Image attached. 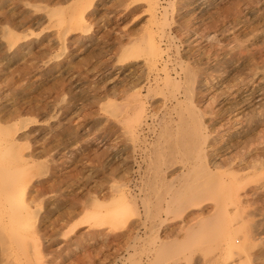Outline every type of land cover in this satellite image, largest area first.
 <instances>
[{
  "label": "rangeland",
  "instance_id": "obj_1",
  "mask_svg": "<svg viewBox=\"0 0 264 264\" xmlns=\"http://www.w3.org/2000/svg\"><path fill=\"white\" fill-rule=\"evenodd\" d=\"M159 1L153 14L143 0H0V188L29 181L36 214L0 223V264H264V0ZM71 11L85 14L69 31L58 19ZM181 67L199 79L217 173L201 182L228 200L221 211L203 190L187 207L157 204L191 169L160 168L153 133L178 117L165 84ZM12 137L32 163L19 178ZM157 207L167 223L151 234Z\"/></svg>",
  "mask_w": 264,
  "mask_h": 264
},
{
  "label": "bare ground",
  "instance_id": "obj_2",
  "mask_svg": "<svg viewBox=\"0 0 264 264\" xmlns=\"http://www.w3.org/2000/svg\"><path fill=\"white\" fill-rule=\"evenodd\" d=\"M143 1H145V4L146 3L148 4L149 9L152 11L153 14L156 13L158 3L160 2L159 0L158 1L157 0H143ZM72 12L73 11H71L70 14H72ZM54 13H56V12H54ZM167 13H165V15H164V16H166L165 20L167 19V15H166ZM50 14L52 15L51 12H50ZM75 14L76 15H74V13L72 15H65V14L63 15L62 14L59 17V19H58V24L63 25L64 27H66V29H68L70 31L71 30L70 29L71 25L74 24V23H79L84 18L85 12L84 11H80L79 13H75ZM166 37H167V34L166 35L165 34L162 35V39H165ZM169 52H170V50H169ZM127 53H125V56L127 55ZM158 53H159V55L163 54L162 51H158ZM128 56H129V54L127 55V57ZM150 57H151V55H150ZM153 57H155V56H152V58ZM155 58H154V60H155ZM164 65H166V64H164ZM181 65H183V64H181ZM178 68H180V66ZM174 70H172V71H174ZM167 76H170V75L168 74ZM171 78H173V77H171ZM200 81H202V80L200 79ZM198 83H199V79H198L197 73L193 72L190 69L181 67V72L177 73L176 77L174 79H172L171 82H169L168 84H165V85L169 86V88L173 89L174 93L171 96H169V97H171L172 98L171 101L174 102V104H173L174 107H173L172 111H174V115L175 114L177 115V113H178V117L170 118L169 121L167 120V122L165 121L166 119L161 121L158 124L159 125V133L157 131H155V130L153 131V133L155 134V141H156L155 143H157V145H158L156 147H158V153H159L160 157L162 158V160L161 159L160 160L163 161L161 163V166L160 165L159 166H160V168L161 167L164 168V170L165 169H169V167H173L172 161L174 159H178L180 162H182L184 164L183 167H189L190 166L191 169L188 172L182 173V175L178 178L177 182H175L176 181L175 180V181H167V182L165 181L163 183L164 187H165V194H162L161 196H159L160 199L157 200V204L159 206H161L163 204H168V205L171 204L172 206H175V205L180 203L181 205L187 207V206L190 205L191 202H198L197 195L199 193H201V191L203 190V191H206V193H209V195L205 194L206 196L210 197L212 195V197H210V199H208V200H212V198L217 200V202H218V206L216 204L217 209H219L221 211V205L219 203L223 202L224 205H227V204H229V203H227L228 200L226 198H221V195H217L216 194V189L217 188L214 185L210 187V185H211L210 182L208 183V185L209 184L210 185L206 186V187H205V183L201 182V179L204 178V180H205V178H212L217 173L214 170L212 171L210 168H207V166H206L207 165V163H206L207 161L206 162L204 161L205 157H207L206 149L208 147V144H209V141H210V138H211V132L209 130L210 127L204 121V112L202 110H200L201 108L199 109L196 106V104H195L194 97L196 96L195 91H198L197 89H199V87H198L199 84ZM149 90H151V89H149ZM171 93H172V91H171ZM186 102H189V106L188 107L191 108V111L188 112L189 108L186 109V110L178 111V107H182L183 104L186 103ZM139 108H141V107H139ZM142 110H143V108H142ZM172 111H171V113H172ZM184 111L188 112L187 115H185L186 113L184 114ZM138 112H140V111H138ZM135 115L138 117V119L141 118L140 113H137V114L135 113ZM142 120H143V118H142ZM139 122H141V121H139ZM141 124H142V122L139 124L140 127H141ZM2 141H4V143L6 144L5 150L7 152H6L5 155L11 156L9 158L10 160H8V161H12V163L10 164V168L12 169L11 170L12 177L13 176H18V178H19L20 176L25 175V173L27 171L26 169H28L32 165V163L30 162L29 158L26 159L25 156L21 152L14 151V149L17 148V141L13 137L8 139V140L7 139H3ZM209 148H211V147H209ZM146 150H148V152L151 155H154L153 153H154L155 149L152 150V148L151 149L147 148ZM209 151H211V150L209 149ZM155 154H156V152H155ZM155 158H156V156H155ZM150 160H151V163H152L153 160L151 159V157H150ZM205 163H206V165H205ZM227 165H230L231 168L233 166V165L231 166V162H229L228 164L225 163V165H216V167H214V168L216 169V168H218L220 166H227ZM154 167H155V165H154ZM229 172H231V171L229 170ZM232 172L230 174L234 175ZM193 173L196 175V178L194 177L195 179L192 178ZM10 178H11V176L8 177V179H10ZM7 183H9V181L5 182V184H7ZM5 184H2L3 187L0 188V223L9 224L10 226H19V227H21L22 223L28 222L30 220H33L36 217L35 212L32 211L30 207L26 206V204L28 202L27 191L29 190L28 188H30L28 186L29 185V181H27L25 179L20 181V186L18 188H16V190L13 191V192H10L7 188H5L4 187ZM156 187H157V185H156ZM153 191H155V190H152V192ZM151 197H153V196H151ZM151 197L150 196L146 197V195H145V197H143L142 200H141L142 202H144V204L141 203V205L145 206V209H146V212H147L146 214L149 215V218L154 215V214L151 213L152 212V206H153V200L151 199ZM159 210H161V209L158 208L156 210L157 212H155V213H157V217H159V220H153L152 221V226L150 228L151 229L150 230L151 234H153V233L158 234L160 229L163 228L164 223L166 222V220L161 219L163 217L158 216L159 213L162 212V211H159ZM166 211H167L166 215L170 214L171 213V207H169L168 210L166 209ZM228 213H229V210H228ZM224 217H226V215ZM230 217H231V215H230ZM146 218H147V216H146ZM152 218H154V216ZM231 219L232 218H230V220ZM149 220H151V219H149ZM211 225H213V224L210 223V225L207 226V229H211ZM203 226H204V224H202L199 227V229H197V230H193L192 228H190V231L191 232L196 231V233H203L205 231ZM185 241L186 240H184V242ZM166 245H167L166 243H162L161 242V244L157 245V247H159L161 249L162 247H165ZM174 246H175V244H174ZM157 247H155V249ZM172 247L173 246H171L170 249ZM184 247L187 248L188 246L184 245ZM167 250L170 251L169 248ZM163 259H164V257H163ZM165 262H167V261L165 260Z\"/></svg>",
  "mask_w": 264,
  "mask_h": 264
}]
</instances>
